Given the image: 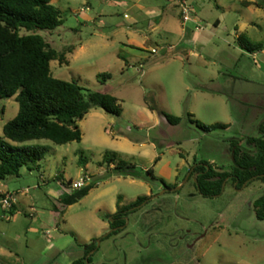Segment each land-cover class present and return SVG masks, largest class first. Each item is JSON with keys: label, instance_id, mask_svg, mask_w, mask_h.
<instances>
[{"label": "rangeland", "instance_id": "obj_1", "mask_svg": "<svg viewBox=\"0 0 264 264\" xmlns=\"http://www.w3.org/2000/svg\"><path fill=\"white\" fill-rule=\"evenodd\" d=\"M51 1L62 12L63 24L39 33L57 51L75 47L67 54L68 64L51 62L52 75L76 81L86 92L110 93L122 113L92 109L79 122L81 142L16 144L38 145L47 154L39 169L23 167L18 177L0 180V189L17 199L13 213L0 219V264H43L49 259L71 264L83 253L81 244L106 236L105 216L116 211L121 197L127 205L151 191L162 193L161 183L149 176L147 182L102 164L107 152L134 164L143 176L153 169L156 177L169 184L177 179L182 187L154 200L169 203L164 222H150L151 201L130 216L120 233L100 242L92 264H187L188 256L171 260L163 251L177 234L203 227L208 233L192 253L199 264H264V220L256 218L251 205L264 194V183L254 180L239 191L229 183L220 196L206 198L189 177L194 161L219 162L227 139L258 136L256 129L250 130L243 106L264 96V0H191L196 21L187 23L185 36L157 26L163 12L168 26L179 22L177 0ZM258 44L261 49L248 50ZM104 73L111 76L106 82L100 76ZM0 108L5 110L2 137L19 104L15 98L3 99ZM161 113L182 122L170 124ZM190 118L229 127L206 134ZM85 174L94 184L90 194L71 206L60 203L62 195L74 191L70 180Z\"/></svg>", "mask_w": 264, "mask_h": 264}, {"label": "trees", "instance_id": "obj_2", "mask_svg": "<svg viewBox=\"0 0 264 264\" xmlns=\"http://www.w3.org/2000/svg\"><path fill=\"white\" fill-rule=\"evenodd\" d=\"M243 4L248 7L252 5L248 1H243ZM62 24V12L51 0H0V101L15 98L19 104L17 115L6 123L0 137V180L18 177L23 167L39 169L40 162L47 154V150L38 145L16 144L34 140H49L57 145L81 142L83 132L79 122L92 109L101 108L116 116L122 113L118 98L110 93L86 92L76 81L61 80L52 75L51 62L68 64L67 54L73 52L75 47L57 51L39 31L55 30ZM261 48L258 44L248 50L252 52ZM100 76L104 78L103 82L111 78L108 73ZM146 102L152 111H156V106L150 105L148 98ZM4 111V108H0V116ZM161 115L170 124L182 122L181 117L167 113ZM219 127L221 125L202 126L206 131ZM256 146L258 156L249 157L247 164L255 168L252 174H264V140H257ZM102 164L124 176L136 171L134 164L120 159L114 152H107ZM152 171L149 169L150 173ZM57 178L62 180L60 176ZM69 184H72V180ZM200 185L207 194L218 193L221 187L220 182L209 183L205 177L200 178ZM93 188L94 184H90L74 190L71 194L62 195L59 201L64 206L74 205L89 195ZM144 199L139 197L134 204ZM126 208L119 206L120 211ZM14 209L15 206L10 213ZM256 215L264 220V195L256 202Z\"/></svg>", "mask_w": 264, "mask_h": 264}, {"label": "flooded vegetation", "instance_id": "obj_3", "mask_svg": "<svg viewBox=\"0 0 264 264\" xmlns=\"http://www.w3.org/2000/svg\"><path fill=\"white\" fill-rule=\"evenodd\" d=\"M247 104L248 107L245 108L243 106V110L248 111L247 114L249 117L248 122L250 123V130L256 129L258 131V136L244 135L231 137L227 139V146L223 148L222 157L219 162L205 160L200 162L194 161V164L191 167V173L189 177H194L197 191L203 197L215 198L220 196L224 192L226 185L229 183H231V185L234 186L238 191L250 185L254 180H258L264 183V174H252L254 173L255 168H251L247 164V160L249 157L252 158L258 156L259 152L258 147L256 146L257 140H264V96L254 97L252 98V100H248ZM190 122L192 124H196L197 127L206 134H211L216 130H224L229 127V125L227 124L216 123L213 125H221V127L213 129L211 131H206L202 128V126L206 125L200 124V122L192 120L191 118ZM243 124H247L246 120L243 121ZM147 174L153 181L161 183L162 188L160 191H162V193L154 195V193L151 191V193L148 195L139 196L145 197L144 200L134 204V202L139 198L137 197L135 201L127 205L122 204L121 197L120 200H118L116 211H114L113 213L110 212L105 216V219L109 223L108 233L106 234V236L101 238V240L94 239L89 243L81 244L80 246L83 248V253H81V255H79L78 257H75L71 264H92V256L97 251L100 242H102L104 238H109L120 233L128 225L130 216L136 214L141 210L142 207L150 204L151 201L162 197L168 192H176L182 187V184H179V182H177V179L176 183L169 184L162 178L156 177L154 175V170L150 173L148 169ZM201 177H205L206 182L209 183L220 182V191L215 194H207L202 191L200 185ZM263 195H261L258 199L251 203V205L254 207V212L257 219L258 217L256 215V202ZM119 206H127V208L120 211ZM168 208V202L154 201L147 213L151 218L150 222L152 223V220H154V223H156L157 225L164 222L162 213L165 212ZM207 233L208 230L205 227H203L202 231L198 232L190 230L181 232L176 235L174 241L171 244L165 247L163 253L167 255V257L169 256L170 258H168L171 260H176L188 256V259L186 260L188 262L187 264H199V261H195L193 259L192 253L194 252L198 242L202 240ZM157 259L159 261H163L161 257H157ZM52 261L53 260L49 259L43 264H54Z\"/></svg>", "mask_w": 264, "mask_h": 264}, {"label": "built area", "instance_id": "obj_4", "mask_svg": "<svg viewBox=\"0 0 264 264\" xmlns=\"http://www.w3.org/2000/svg\"><path fill=\"white\" fill-rule=\"evenodd\" d=\"M181 7V20L183 25H187L188 22L194 21L196 18L193 17V5L191 0H177ZM196 21V20H195ZM198 22V21H197ZM196 30L200 31L201 26L198 23L196 26ZM92 184V178L90 175L85 174L83 179L78 181H72V188L73 190L84 188ZM16 204V196L11 193H0V219L6 218L10 211Z\"/></svg>", "mask_w": 264, "mask_h": 264}, {"label": "crops", "instance_id": "obj_5", "mask_svg": "<svg viewBox=\"0 0 264 264\" xmlns=\"http://www.w3.org/2000/svg\"><path fill=\"white\" fill-rule=\"evenodd\" d=\"M163 8L166 10V7L165 6H163ZM147 12H148V14H155L156 13V10H150V11L148 10ZM157 13H160V12L157 10ZM164 15H165V13L163 12L162 15L160 16V17H162V20H161L160 23H158V25H157L158 27L159 26H162L163 28H165V27L168 28L169 27L168 30H167V32L170 31V33H178L180 35L182 34V36H185L187 34V32H188L189 29H188L187 25H185V26L183 25L180 16L178 18L179 19L178 20L179 22H175L174 23V21H173L172 24H171V26H168L165 23V21H164ZM217 24H219V22H217ZM0 193H7V192L4 191L3 189H0ZM16 201H17V199H16Z\"/></svg>", "mask_w": 264, "mask_h": 264}, {"label": "water", "instance_id": "obj_6", "mask_svg": "<svg viewBox=\"0 0 264 264\" xmlns=\"http://www.w3.org/2000/svg\"><path fill=\"white\" fill-rule=\"evenodd\" d=\"M169 123V122H168ZM126 176H134V177H140V178H144L147 182L151 181L149 178H148V175L146 176H143L142 173L138 172L137 170L134 171V172H128L126 174Z\"/></svg>", "mask_w": 264, "mask_h": 264}]
</instances>
